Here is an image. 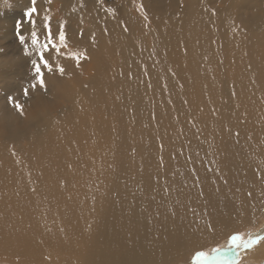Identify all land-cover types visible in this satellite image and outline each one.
<instances>
[{"label":"bare ground","instance_id":"bare-ground-1","mask_svg":"<svg viewBox=\"0 0 264 264\" xmlns=\"http://www.w3.org/2000/svg\"><path fill=\"white\" fill-rule=\"evenodd\" d=\"M22 1L25 6L31 3ZM53 1L64 17L49 21L54 33L64 23L68 47L62 51H85L88 58L77 67L74 60L50 50L46 56L53 65L60 63L65 75L45 74L47 91L40 93L51 101L46 108L43 102L29 103L28 110L22 109L21 128L13 132H8L15 125L7 123L13 117L7 97L21 90L32 76L22 68L38 58H23L19 65L16 60L8 68L0 64V122L8 127L0 132V264H166L222 236L225 230L217 218L232 211L234 219H241L244 210L239 207L247 200L241 192L249 194L241 185L251 172L264 171V6H259L264 0H190L186 6L182 1L183 10L172 16L151 7L150 0H138L149 24L128 10L134 0L120 6L107 4L119 0ZM4 10L0 8L1 18ZM56 10L52 7L51 12ZM6 30L4 36L13 33ZM30 33L22 27L25 38ZM37 33L43 40V22ZM9 35L0 37V62L15 53L14 47L24 48ZM133 46L135 51L129 52ZM155 58L169 65L159 71H166L169 79L164 75V81L177 96L159 92L158 104L139 99L151 93L144 79L148 64V81L162 74ZM19 78L14 86L11 81ZM182 78L187 86L181 89L174 82ZM236 95L237 102L250 104L243 115L233 110ZM156 105L165 108L166 121L175 124L170 133L182 130L190 138L188 145L198 144L193 161L163 185L160 173L145 160L133 163L125 147L135 140L146 152L138 132L141 127L159 128L147 115ZM43 118L46 123L36 124L30 133L29 125ZM220 129L225 140L244 150L232 155L236 166L230 175L220 146L209 134ZM185 151L188 154V148ZM179 175V182L193 185H169ZM201 180L210 186L198 187ZM233 187L240 197L228 200L224 193ZM200 190L207 203L187 198V193ZM148 194L152 203L175 206L169 211V206L156 209L152 204L148 209L141 203ZM246 212L244 219L253 215ZM211 215L215 217L209 219ZM259 236L264 237V230ZM263 254L264 243L252 256Z\"/></svg>","mask_w":264,"mask_h":264},{"label":"rangeland","instance_id":"rangeland-1","mask_svg":"<svg viewBox=\"0 0 264 264\" xmlns=\"http://www.w3.org/2000/svg\"><path fill=\"white\" fill-rule=\"evenodd\" d=\"M150 1H152L150 3L151 7L162 8V11L166 16H172V14L176 13V12L179 13L183 10L184 5L186 6V5L190 4V0H158V2H154L157 0H150ZM182 1H183L184 5L181 4ZM1 2H4V4L1 5L0 8H5L4 11L6 12V14H4L3 18L0 17L1 21H2V19H4V21L0 22V27H1V29H3V30H0V37L4 36V34L7 33V30L4 31V29H9L8 32H10V30L13 29V33L11 35H9L10 33L8 34L9 35L8 39H14V38L18 39L16 36V30H15V24L18 20L22 21V27H25L27 30L32 31V25L30 23H23V20H24L23 13H24L25 9L31 7V3L27 6H25L24 2L22 0H17L15 2H12V0H4ZM212 2H213V0H212ZM123 3H126V1L125 0H119L116 3H107V4H110L112 6H120ZM145 3L147 4V6L150 5L149 2H145ZM157 3H163V4H157ZM214 3H215V0H214ZM248 3L250 4V2H246L245 4L248 5ZM16 6H18L19 8H17ZM259 6L262 7L264 5L260 4ZM37 7H38L39 15L34 17L37 21L36 30L39 26H41V24L43 22V17L45 15L49 16L50 18H52L56 21H61L64 18L61 15V12H60L58 5L53 0L50 4L46 3L45 0H38ZM52 7H56L57 10L55 13L51 12ZM94 7L95 6H91L90 9L92 10ZM217 7H218V3L214 5V8H217ZM143 8H144L143 5L141 6L139 4L138 0L137 1L134 0V4L131 6V8L128 7V10L135 15L141 14L140 16L142 17V20H143L142 22H144V24H149V19L146 16L147 11H146V9H143ZM248 8L251 9V5H249ZM16 10H17V13H13ZM143 10H145V11H143ZM245 10H247V8L244 7V10H243L244 13H245ZM19 11L22 13L21 16H19ZM152 12L154 13L157 11H153V9H152ZM237 26L242 27L241 21H239V23H237ZM8 35H5L4 37H6ZM30 39H31L30 36L25 38V42L28 44L29 48H30ZM0 43H1V41H0ZM14 49H15V47L13 48L12 51L15 53H11L10 55H8L5 58L4 62H0V64L3 65L5 68L13 66V64L16 60H17V64L19 65V64L24 62L23 58H28V57L31 58V57L35 56L34 53L32 56H26L24 54V51L22 48L16 49V50H14ZM10 51H11V48H10ZM132 51H135L134 46L131 47V49H129V52H132ZM149 54L152 55V53L146 52V55L149 56ZM137 55L142 57V55L140 53ZM148 56L142 57V58L145 59L147 62H149L150 59L148 58ZM153 62L156 63L158 71L169 66L167 63L162 65V63L160 61H158L156 58L153 59ZM31 69H32L31 61L29 62L28 66H25L24 68H22L23 71H30V73L32 74ZM160 73H162V74L158 77V79L154 78L153 80L148 81V79L146 78V76H148L150 74L149 64H148L147 73L145 74L144 79L148 83V85L150 86L149 91L151 93L149 96L141 95L139 99L146 101L147 98H150L154 104H158L160 101V93L159 92L165 93L170 98H176L177 97L175 94H173L170 91L169 84H167L164 81V75H165L166 79H169L168 76L166 75V71L160 72ZM24 78H26V76ZM19 80H22V79L19 78L15 81L12 80L11 82L15 86V83L18 82ZM31 80H32V76L27 78L22 83L21 90H17V88L14 90V92L12 93L14 99L18 100L20 102V104L22 105V109H25V110H28L29 103H33L34 106H36L39 102H43L42 105H44V107L46 108V102H50L51 98L47 94L40 93L41 90L38 87L36 90H32L31 88H29V95L27 97L24 96L23 89L25 87H29ZM186 82L187 81L184 78H182V81L180 80L179 84L177 82H174V83L176 86H179L182 89V88L187 86ZM237 95H236V101H235L236 103L234 104L233 110L236 111L238 108V111H236V115L238 116V114L243 115L244 111L247 110V106H249L250 104H244V103L237 102ZM48 106H50V105H48ZM9 110L13 112V117L10 118L9 121L7 120V123H9V125L14 124L15 126L10 127L8 132H13L15 127L20 126V128H21L22 124L20 123V121H21L22 115H20L13 106H11ZM154 110L155 111L152 114L147 113V115H151V119L155 118V120L159 124V128L157 130H151V129L146 128V127H141L139 129V132H138L140 135V138L145 142L146 152L145 153L141 152L140 146L138 145L137 141H135V140L126 142L125 147L128 149V157L130 160H132L133 163H136V162L141 163L143 160H145L146 163L155 172H159L160 173L159 183L161 185H163L165 183L166 179L171 174H173L175 171L180 170V168L182 166L190 164L193 161L192 155H194L198 152V147H197L198 144L193 147L192 142H191L188 145L190 138L182 130H181V132H178V133H170V130H175V124L169 123L166 121L167 117H168L166 109L156 105L154 107ZM204 112L207 113V111L205 109H204ZM212 113H213V109L210 108L209 109L210 117L212 116ZM204 116L205 115H203V114L199 115V117H200V119H202V121L205 120ZM45 120L46 119L43 118L40 121H38L37 123H31L29 125V127L31 128L30 133H33L35 131L36 124H39L40 127L43 126L46 123ZM7 128L8 127L6 125L1 124V122H0V132L5 131ZM224 132L225 131L223 129H220V130H214L213 132H209V134L212 135V137L214 138L216 143L220 146V148H221V155H220L221 161H222L226 171L230 175L231 169L236 166V162L233 160L232 155H234L235 153L241 154V153H243L244 150L242 149L241 146L232 144L229 141L225 140L224 139ZM175 144H177V145H175ZM186 148H188V154L185 151ZM246 152L250 154L249 150H246ZM204 153H205V151H204ZM245 158L248 159V162L250 164L254 163L253 157L248 156ZM157 164L159 165L158 167H156ZM239 167H241V166H239ZM248 169H249V166L244 168L245 172H243V174L247 173L246 170H248ZM250 175H251V177H249L247 179V181L242 184L244 186L241 185V191L243 189H245V186H246V188L249 192V194H245V193L241 192L242 196L244 197V195H245L247 198V200L245 199V203L243 205L241 204L240 205L241 207H239L242 210H244L242 212V214H243L242 218L237 219V220L234 219L235 216H234L232 211H229L223 215H220L217 218V220L222 221L223 226H221V229L225 230V233L222 236H216L215 238H213V241L203 243L202 245H200L201 247L197 248L196 250L195 249L188 250L187 252H184V254H182V256H176L175 258L171 259L166 264H192V257L198 251H203V252H205L206 255H208L210 257L207 264H225V261L227 260L226 257H216L215 259H212L211 257H212L213 252L216 249L227 247L228 240H229L230 236L234 234V232L235 233L239 232L240 234H242L244 239L249 238V236H252V237L254 235L259 236V234L262 232V230H264V171L263 170L257 171V173H255V174L253 172H251ZM180 180H181V177L179 175L178 178L175 180V182H173V183L168 182V183H169V185L170 184H179L185 188L188 186H192L194 183V182H192V183L187 182V180L184 183H182V182H179ZM255 183L257 184L256 188L254 186ZM197 185H198V187H202V188H206V186H210V184L205 182V180L199 181V183ZM188 192H189V189H188ZM224 194L228 195V198H227L228 200H235V199H239V197H240V191L237 189V187L230 188V190L228 192H225ZM186 196H187V198H191L196 203H199V204H205L208 202V198H206L207 196L203 193L202 190H200L199 193L198 192L187 193ZM141 203L146 205L147 207H149L148 209L151 208L150 206L152 204H153L154 208H156V209H163L164 207L169 206L167 204H160V203H157L155 201L152 203L150 198H149V194L143 197V200ZM256 203L258 204L259 207L253 209L254 210L253 211L252 207H250V206L253 204H256ZM174 206H175L174 204H171L169 206V211ZM246 211L252 212V214H253L248 219H244V216L246 215L245 213H247ZM155 217H157V216H155ZM213 217H215V216L211 215V216H209V219H212ZM141 222H142V220H140L138 222V224H141ZM130 224H133V222H131ZM228 224H230V225H228ZM262 243H264V240H262L259 244L255 245L251 249H237L236 253H235L236 259L234 261H229L228 264H264V257L257 258V257H254V255L252 256V254H254V251H257ZM263 256H264V254H263ZM254 258H256L257 260L255 261ZM3 264H7V263H3Z\"/></svg>","mask_w":264,"mask_h":264},{"label":"snow or ice","instance_id":"snow-or-ice-1","mask_svg":"<svg viewBox=\"0 0 264 264\" xmlns=\"http://www.w3.org/2000/svg\"><path fill=\"white\" fill-rule=\"evenodd\" d=\"M45 2L50 4L52 0H45ZM37 3L38 0H31V7L25 9L23 13V23H30L32 25V31L30 33L31 50L25 42V36L21 34L22 21L18 20L15 24L16 36L20 44L24 45V54L26 56H32L34 53L38 58L31 60L32 80L29 87H25L23 89L25 97L29 95V88L36 90L38 87L40 90L47 91V85L45 82L46 73L51 74L55 72L61 77L65 75V68L60 63H55V65H53V63L50 62V56H46V54L50 53V50H54L57 56H65V58L74 60L77 67L82 59L88 58L85 51H74L69 53H64L62 51V49L68 47L64 23L61 22L58 33H54L50 27V17L47 15L43 17V29L46 33L45 37L43 40L38 38L36 30L37 21L34 18L39 15ZM7 101L8 104L13 106L20 115L24 114L22 105L18 100H15L13 96L9 95L7 97ZM262 240H264V237L262 236H249V238L244 239L242 234L237 232L230 236L227 247L216 249L211 258L215 259L216 257H226L227 260L225 261V264H228L229 261H234L236 259L235 253L237 249H251ZM209 259L210 257L206 255L205 252L198 251L192 257V264H207Z\"/></svg>","mask_w":264,"mask_h":264}]
</instances>
